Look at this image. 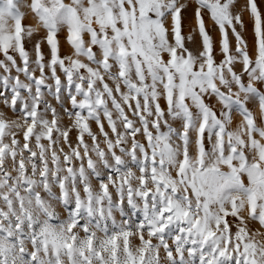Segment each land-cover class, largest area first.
<instances>
[{
  "label": "snow or ice",
  "instance_id": "1",
  "mask_svg": "<svg viewBox=\"0 0 264 264\" xmlns=\"http://www.w3.org/2000/svg\"><path fill=\"white\" fill-rule=\"evenodd\" d=\"M0 264H264L258 0H0Z\"/></svg>",
  "mask_w": 264,
  "mask_h": 264
},
{
  "label": "rangeland",
  "instance_id": "2",
  "mask_svg": "<svg viewBox=\"0 0 264 264\" xmlns=\"http://www.w3.org/2000/svg\"><path fill=\"white\" fill-rule=\"evenodd\" d=\"M258 4L260 5V7H261V9L262 10H264V0H258ZM246 15V17H247V14H245ZM245 17V20L247 21V18ZM25 23L26 24H28V23H31V21L30 20H26L25 21ZM185 23L187 24V21H185ZM210 24V23H209ZM187 31V33H188V31H189V29L187 28V27H185V32ZM186 34V33H185ZM212 35H213V37H217V33H212Z\"/></svg>",
  "mask_w": 264,
  "mask_h": 264
},
{
  "label": "bare ground",
  "instance_id": "3",
  "mask_svg": "<svg viewBox=\"0 0 264 264\" xmlns=\"http://www.w3.org/2000/svg\"><path fill=\"white\" fill-rule=\"evenodd\" d=\"M245 17H246V15H245ZM247 18V17H246ZM210 23V22H209ZM186 34H187V31L185 32ZM215 38V37H214Z\"/></svg>",
  "mask_w": 264,
  "mask_h": 264
}]
</instances>
